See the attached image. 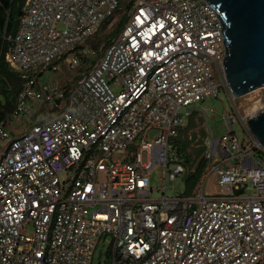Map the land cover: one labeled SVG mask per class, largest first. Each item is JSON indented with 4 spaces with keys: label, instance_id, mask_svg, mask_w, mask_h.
<instances>
[{
    "label": "built area",
    "instance_id": "built-area-1",
    "mask_svg": "<svg viewBox=\"0 0 264 264\" xmlns=\"http://www.w3.org/2000/svg\"><path fill=\"white\" fill-rule=\"evenodd\" d=\"M224 51L205 0H25L0 43L20 82L0 118V264H91L107 236L110 264H264V148L246 126L264 105L240 116L234 99L194 191L166 196L188 172L171 150L183 117L226 92Z\"/></svg>",
    "mask_w": 264,
    "mask_h": 264
},
{
    "label": "rangeland",
    "instance_id": "rangeland-1",
    "mask_svg": "<svg viewBox=\"0 0 264 264\" xmlns=\"http://www.w3.org/2000/svg\"><path fill=\"white\" fill-rule=\"evenodd\" d=\"M25 0H19L16 2V10L14 14L13 27L17 23L18 13L22 9ZM17 11V12H16ZM9 11H5V15L7 16ZM111 20L107 21L102 25V28L98 31L97 41H104L107 38L113 37V31L115 29V25L112 26ZM62 29V28H61ZM8 34H11L9 32ZM213 77L217 82L221 81V77L217 71V69L213 70ZM48 80H53L54 76L52 74L47 75ZM42 83H46L47 79L42 78ZM112 91L117 93L122 88L120 86H111ZM17 89V86L14 90ZM13 93H7L6 96L0 97V111H7L12 104ZM10 100L11 103L8 101ZM235 104L240 107V112L238 115H242L243 111H250L251 108L255 106H263L264 105V87H260L257 91H252L240 98L235 99ZM190 108L199 110L204 109L205 112L195 111L192 114V117L188 118L183 117L182 125L180 129H178L176 136L174 138L175 148H171V150L176 153L177 161H185V155L183 153L177 151V146L181 147L185 150L186 155L189 157V161L192 164V167L196 166L200 159L201 154L198 153L199 149H201L205 142L209 139H216L224 134L229 132V126L225 116H229L231 114H235L233 105L231 104L227 93L223 88H220L215 96H211L208 98H204L201 101L194 102ZM257 108V107H256ZM22 121H25V118H21ZM32 122H36L33 120ZM206 127V139H204L202 133H205ZM209 131V132H208ZM232 131L236 135L240 144L244 147H250L251 144L248 143V134L243 125L241 124L240 119L236 115L235 123L232 124ZM154 135V131L149 133V136L152 137ZM254 157V156H253ZM256 157V156H255ZM144 160V155H143ZM192 170L189 169L188 172ZM187 173V170H186ZM159 168L154 169L149 175V186L152 191L150 192L151 198L160 197L162 192L156 190L160 184L159 181ZM213 183H209L207 185V190H213ZM187 179L185 174L178 175L172 181L171 187L167 185L166 187V196L174 197V196H183L189 195L194 191V188L187 192L186 190ZM28 229L31 230V226H28ZM111 241L110 237H106L105 239L101 238L96 247L94 248L92 255V263L91 264H110V255H109V243Z\"/></svg>",
    "mask_w": 264,
    "mask_h": 264
},
{
    "label": "water",
    "instance_id": "water-1",
    "mask_svg": "<svg viewBox=\"0 0 264 264\" xmlns=\"http://www.w3.org/2000/svg\"><path fill=\"white\" fill-rule=\"evenodd\" d=\"M216 13L224 44L222 71L233 100L264 87V0H205ZM264 148V109L246 121Z\"/></svg>",
    "mask_w": 264,
    "mask_h": 264
},
{
    "label": "trees",
    "instance_id": "trees-1",
    "mask_svg": "<svg viewBox=\"0 0 264 264\" xmlns=\"http://www.w3.org/2000/svg\"><path fill=\"white\" fill-rule=\"evenodd\" d=\"M18 1L19 0H0V43L4 34L9 35L8 34L9 32L13 34L15 31L12 22L14 20V14L16 10V2ZM7 10L9 11V14L6 16L5 11ZM20 12L21 10L19 11L18 14H20ZM122 23H123V19L115 27L113 31V35H115L118 32L119 28L122 26ZM111 38L112 37H110L109 39ZM16 86L17 89L14 90ZM19 89H20V82L17 78L13 76V72L9 71L4 64L0 65V97L3 96L5 97L7 93H13V99L10 108H8L7 111H0V118L7 116L12 111L14 106V99ZM8 102L11 103L10 100ZM191 117L192 115L190 116V118ZM202 135L205 138V133H202ZM177 149H178L177 151L185 155L184 157H185L186 165L188 167V171L189 169L192 170L190 172H187V175L185 176L187 179L186 190L187 192H189L194 188V186H197L204 171L205 161L201 158L199 163L196 166L192 167V164L190 163L189 157L186 155L185 150L178 146ZM202 151H203V147L199 149L198 153L202 155Z\"/></svg>",
    "mask_w": 264,
    "mask_h": 264
},
{
    "label": "bare ground",
    "instance_id": "bare-ground-1",
    "mask_svg": "<svg viewBox=\"0 0 264 264\" xmlns=\"http://www.w3.org/2000/svg\"><path fill=\"white\" fill-rule=\"evenodd\" d=\"M259 88H256L255 91H257ZM254 91V90H253ZM257 106L251 108L252 110H254Z\"/></svg>",
    "mask_w": 264,
    "mask_h": 264
}]
</instances>
